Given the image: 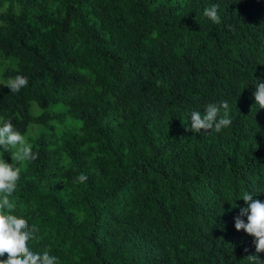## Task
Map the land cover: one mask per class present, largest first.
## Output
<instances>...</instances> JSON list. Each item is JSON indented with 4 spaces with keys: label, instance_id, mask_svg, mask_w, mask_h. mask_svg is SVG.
Returning a JSON list of instances; mask_svg holds the SVG:
<instances>
[{
    "label": "trees",
    "instance_id": "trees-1",
    "mask_svg": "<svg viewBox=\"0 0 264 264\" xmlns=\"http://www.w3.org/2000/svg\"><path fill=\"white\" fill-rule=\"evenodd\" d=\"M214 4L218 24L203 14ZM0 74L28 78L0 90V119L37 154L10 198L38 229L34 251L59 264L264 260L235 228L245 193L264 202V0H0ZM224 100L229 127L188 130L192 111Z\"/></svg>",
    "mask_w": 264,
    "mask_h": 264
},
{
    "label": "clouds",
    "instance_id": "clouds-1",
    "mask_svg": "<svg viewBox=\"0 0 264 264\" xmlns=\"http://www.w3.org/2000/svg\"><path fill=\"white\" fill-rule=\"evenodd\" d=\"M203 14L214 23L221 22L218 5L205 8ZM3 85L8 87L11 93H18L28 85V78L17 75L9 78ZM253 96L256 105L264 109V82L258 80ZM205 109L203 114L200 111L191 112L189 131L196 134L211 130L220 132L231 125L229 104L226 100L209 103ZM0 146L4 152H10L12 157V163L0 158V264H59L58 258L51 255L48 249L38 252L29 246L38 229L34 224L30 227L23 216L15 214L16 204L10 199L17 189L22 166L37 159L32 144L10 120L0 119ZM86 180L87 176L83 173L77 177L80 183ZM241 199L246 202V206L241 208L239 215L235 217V228L254 238L256 253H264V202L248 193ZM5 256L6 258H3ZM245 259L249 264H264V260L258 255L250 254Z\"/></svg>",
    "mask_w": 264,
    "mask_h": 264
},
{
    "label": "rangeland",
    "instance_id": "rangeland-1",
    "mask_svg": "<svg viewBox=\"0 0 264 264\" xmlns=\"http://www.w3.org/2000/svg\"><path fill=\"white\" fill-rule=\"evenodd\" d=\"M5 82H6V80H5V79L1 76V74H0V90L5 89L6 86L3 85V83H5ZM31 111H32V113L35 114V115H37V114L40 113V110L36 107L35 104L32 105ZM27 138H28V136H26V139H27ZM2 152H3V151H2V146H0V158H1V156H2Z\"/></svg>",
    "mask_w": 264,
    "mask_h": 264
}]
</instances>
